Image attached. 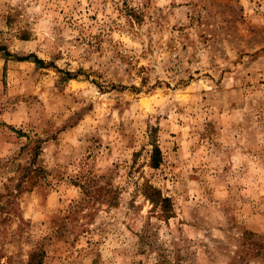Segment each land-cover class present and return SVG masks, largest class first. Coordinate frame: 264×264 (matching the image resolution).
Returning a JSON list of instances; mask_svg holds the SVG:
<instances>
[{"label": "rangeland", "instance_id": "1", "mask_svg": "<svg viewBox=\"0 0 264 264\" xmlns=\"http://www.w3.org/2000/svg\"><path fill=\"white\" fill-rule=\"evenodd\" d=\"M39 260L264 264V0H0V264Z\"/></svg>", "mask_w": 264, "mask_h": 264}, {"label": "trees", "instance_id": "2", "mask_svg": "<svg viewBox=\"0 0 264 264\" xmlns=\"http://www.w3.org/2000/svg\"><path fill=\"white\" fill-rule=\"evenodd\" d=\"M36 62H38L39 64H43V61L38 58H36ZM38 155H39L38 148L33 149L32 165L37 162ZM161 161H162V150L157 144L154 143L153 149L151 152V163L150 164L152 167L157 168L160 165ZM43 171L44 169L40 166H32V167L30 166L28 168V172L32 176L34 173H36V175L38 176L42 174ZM35 183H36V180L33 181V184ZM107 189L108 188L105 185L96 184L94 191H91L90 195H92V197H94L97 200L98 199L106 200L107 202H109V204H114L115 203L114 196L111 190L110 189L107 190ZM141 191L145 195V197L149 199V201L153 204L154 208H159L161 212V216L165 217L166 219L171 216V211H172L171 199L163 196V193L159 188L155 187L149 182H145L141 186ZM41 263H42L41 260L37 262V264H41ZM157 264H164V263L162 260H160Z\"/></svg>", "mask_w": 264, "mask_h": 264}]
</instances>
